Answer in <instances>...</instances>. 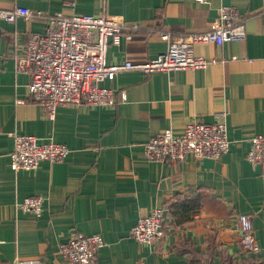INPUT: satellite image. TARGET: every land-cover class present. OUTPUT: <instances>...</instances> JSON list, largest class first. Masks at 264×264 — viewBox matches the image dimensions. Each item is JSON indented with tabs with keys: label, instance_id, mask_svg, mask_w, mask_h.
<instances>
[{
	"label": "crops",
	"instance_id": "1",
	"mask_svg": "<svg viewBox=\"0 0 264 264\" xmlns=\"http://www.w3.org/2000/svg\"><path fill=\"white\" fill-rule=\"evenodd\" d=\"M14 5L63 15L107 12L137 24L109 42L108 63L141 62L164 51L155 29L185 40L213 27L221 5L245 20L241 40L193 44L209 60L205 67L120 71L101 82L114 90L112 105L59 106L53 119L27 96L29 77L14 64L43 20H0V264L18 257L68 264L58 245L73 230L101 234L95 264L264 263V177L246 158L249 137L264 133V0H0V8ZM217 119L230 141L219 158L144 157L143 144L158 132L178 134L188 121ZM14 133L64 143L69 153L62 161L42 160L35 170H13ZM31 195L42 196L39 216L17 207ZM156 207L164 209L163 235L140 244L130 229ZM238 213L251 215L256 254L242 249Z\"/></svg>",
	"mask_w": 264,
	"mask_h": 264
},
{
	"label": "built area",
	"instance_id": "2",
	"mask_svg": "<svg viewBox=\"0 0 264 264\" xmlns=\"http://www.w3.org/2000/svg\"><path fill=\"white\" fill-rule=\"evenodd\" d=\"M204 3L206 0H195ZM42 19L44 29L28 34L21 49L14 56L16 72L26 73L27 96L41 108L48 119H53L56 108L64 105H112L114 90L101 85L112 81L124 70L142 73L177 69L203 68L209 60L195 54L196 42H223L241 40L244 32L240 29L245 18L232 6L217 8L213 27L194 32L185 40H172L167 30L155 29L158 39L166 42L164 51L141 62L125 60L108 63L106 51L110 41L118 42L120 35H129L137 24H128L119 16L101 12L46 13L40 9L14 5L0 8V20L14 22L19 17ZM222 116V115H221ZM246 158L259 167L264 177V133L249 137ZM230 141L226 135L225 123L217 119L212 123L201 120L188 121L183 130L174 134L170 129L151 136L143 144V155L149 160L165 163L182 162L186 155L195 159L219 158L229 150ZM69 153L68 147L53 140L40 141L32 134L14 133L13 146L9 153L13 170H35L40 161H62ZM23 211L39 216L42 196L31 195L17 203ZM164 209L156 207L140 215L130 229L131 236L140 244L159 241L163 235ZM236 226L240 231L242 249L250 254L259 252L251 215L238 213ZM103 245L100 233H83L73 230L66 241L58 245V251L68 264H95L98 249ZM39 257H18L11 264H40Z\"/></svg>",
	"mask_w": 264,
	"mask_h": 264
},
{
	"label": "water",
	"instance_id": "3",
	"mask_svg": "<svg viewBox=\"0 0 264 264\" xmlns=\"http://www.w3.org/2000/svg\"><path fill=\"white\" fill-rule=\"evenodd\" d=\"M250 264H264L262 261H254V262H251Z\"/></svg>",
	"mask_w": 264,
	"mask_h": 264
}]
</instances>
